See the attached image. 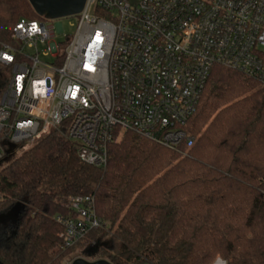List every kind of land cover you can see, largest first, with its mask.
Returning a JSON list of instances; mask_svg holds the SVG:
<instances>
[{
    "label": "trees",
    "instance_id": "obj_1",
    "mask_svg": "<svg viewBox=\"0 0 264 264\" xmlns=\"http://www.w3.org/2000/svg\"><path fill=\"white\" fill-rule=\"evenodd\" d=\"M21 19L45 17L0 0L1 41ZM186 129L194 143L178 150L128 132L103 167L58 130L16 155L0 169V214L23 209L0 233V264H67L78 250L112 264H264V87L216 65ZM74 195L93 196L106 226L64 248L57 216Z\"/></svg>",
    "mask_w": 264,
    "mask_h": 264
},
{
    "label": "built area",
    "instance_id": "obj_2",
    "mask_svg": "<svg viewBox=\"0 0 264 264\" xmlns=\"http://www.w3.org/2000/svg\"><path fill=\"white\" fill-rule=\"evenodd\" d=\"M76 16L59 43L49 18L21 19L0 40V161L55 130L99 167L128 132L178 150L194 143L186 127L216 65L264 87V0H87ZM67 206L64 248L106 226L93 196Z\"/></svg>",
    "mask_w": 264,
    "mask_h": 264
},
{
    "label": "water",
    "instance_id": "obj_3",
    "mask_svg": "<svg viewBox=\"0 0 264 264\" xmlns=\"http://www.w3.org/2000/svg\"><path fill=\"white\" fill-rule=\"evenodd\" d=\"M87 0H29L39 16L49 19H59L79 14ZM22 210L16 205L11 210L0 214V233L8 228H14L20 219ZM98 246V245H97ZM72 264H112L106 259L89 260L77 257Z\"/></svg>",
    "mask_w": 264,
    "mask_h": 264
},
{
    "label": "rangeland",
    "instance_id": "obj_4",
    "mask_svg": "<svg viewBox=\"0 0 264 264\" xmlns=\"http://www.w3.org/2000/svg\"><path fill=\"white\" fill-rule=\"evenodd\" d=\"M48 20L51 21V22H54L55 25H56V37L54 38V41L56 43H59V42L65 40L66 35H73L75 33L78 16L73 15V16L64 17V18H59V19H54V20L53 19L52 20L51 19H48ZM61 28H62V31H60ZM46 50H47L46 47L40 46V51L45 52ZM42 58L44 60H47V61H50L52 59L51 55L50 56H43L42 55ZM2 75L3 76L4 75L7 76V73L6 72H3ZM2 75H1V72H0V88L2 87L1 84L3 82ZM0 101H1V99H0ZM14 157H15V155H11L10 157L5 158L2 161H0V169H2L4 166H6L8 163H10L14 159ZM17 206L20 208V210L23 209V205L18 204ZM83 244L85 246L86 243H83ZM81 252H82L81 250H78L75 253L76 258L77 257H83V258L89 259L87 257L82 256L83 254ZM214 264H226V263H225L224 260L218 259Z\"/></svg>",
    "mask_w": 264,
    "mask_h": 264
}]
</instances>
